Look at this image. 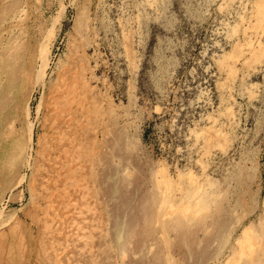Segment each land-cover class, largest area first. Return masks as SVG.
Segmentation results:
<instances>
[{"label":"rangeland","instance_id":"obj_1","mask_svg":"<svg viewBox=\"0 0 264 264\" xmlns=\"http://www.w3.org/2000/svg\"><path fill=\"white\" fill-rule=\"evenodd\" d=\"M0 30V65L4 48L19 58L0 108V264L137 261L108 232L122 218L109 220L115 193L100 182L113 134L154 219L166 209L151 189L160 169L179 209L182 187L211 188L207 224L221 216L228 242L206 264H264V0H0ZM175 239L158 247L165 264L185 255Z\"/></svg>","mask_w":264,"mask_h":264},{"label":"bare ground","instance_id":"obj_2","mask_svg":"<svg viewBox=\"0 0 264 264\" xmlns=\"http://www.w3.org/2000/svg\"><path fill=\"white\" fill-rule=\"evenodd\" d=\"M24 12L26 13L27 11L25 10ZM19 13H21V12H19ZM14 14H15V12H14ZM15 17H17V16H15ZM21 18H23V16H21ZM4 21H6V20H3V22ZM13 22L11 21V24H15ZM17 24H19V23H17ZM0 31H2V30H0ZM0 35H2V34H0ZM0 41H1V39H0ZM44 48H45V46H44ZM14 49H16V48H14ZM2 50L4 51V53H3L4 57L2 56L4 58V62L1 60L2 64L0 65V71L3 73V72H5L4 71L5 69H9L10 72H9V76L7 78V81L9 80V83L7 85L3 84L4 81H2L1 77H0V108L4 104L9 102V100H8L10 98V97H8L9 87H10V91H14V90L16 91V89H15L16 84L14 81L16 80L17 68L15 66V61L19 59V58L15 59V61H12V63L9 62L8 61L9 59L11 60L14 58V56L17 55L14 53L15 50H13V48L11 50H9L10 52L5 51V50H7L5 48ZM16 50H19V49H16ZM46 56L44 54H42L40 57L41 62L43 63L42 66L46 63V60L48 61V59H47L48 57L46 58ZM22 72H23V70H22ZM36 73H38V72H36ZM28 75L29 74H27L26 76H28ZM0 76H1V74H0ZM23 77H25V75ZM20 87H21V85L19 86L18 89H20ZM59 90H61V88ZM18 92H19V90H18ZM16 97L18 98V96H16ZM26 102H28V101H26ZM12 104H14V103H12ZM20 104H22V103L20 102ZM15 109H17V108H15ZM7 114L8 113H6L5 116ZM6 117L8 118V116H6ZM1 118H3V117H1ZM7 120H5V121H7ZM23 124H25V123H23ZM2 125H4V123ZM9 131L7 133H9ZM22 135H24V134H22ZM127 141H128V139H127ZM124 142L125 141L122 139V137L120 135H117V134L116 135L113 134V136H110L109 139H106V141H105V145L107 146V149H106L107 152L105 154L106 163H105V167H104V172L102 173L101 178H100V182L104 183L106 185L107 191H109L112 194L115 193V196H113L111 198L113 200L112 206L114 209H113V211L110 212L109 218L110 217L111 218L109 220L115 221V220H117L118 217H121L120 215H118L119 212L122 215L121 220L119 222L116 221L118 223L115 224V228H112L111 231H108V232H110V236H111V246H114L118 250V252L121 254V257L123 260H126L127 256H131V258H133V259L135 258L138 261L137 262L134 259L136 262L135 263L132 262V264H138V263L139 264H165L166 263L165 254H160V252L157 253V251H159L158 247L160 245H162L161 242L163 243L162 238L166 237L169 233L174 232L175 238H176L175 240L177 243L176 244L172 243L173 244L171 246L172 249L179 247L181 242H184L185 244H187V246L185 248V255L184 254H183V256H179V254L174 255L173 258L177 264H184L185 258L189 259L187 262L189 264H206V262H209V260H208L209 258L206 255L210 251H214V253H212V254H213V256H215L213 258L216 259L219 255V253L223 252V250L225 248V244H226V242H228V240H226V235H228V234H226V231H224V229H223V226L225 227L224 223H220V222H222L221 216L218 217L217 219L215 218V223L207 224V219L209 218L207 211L209 208L211 209V207L213 205V202H212V195L213 194L211 195V191H210L211 188H207V186H205L203 189H198L195 191V193H192L193 192V191L191 192L192 188L191 189L189 188L190 185L186 186V187H182V190L180 191V189H179V191L182 192V199H183L182 202L186 205H184L185 206L184 208L179 209L176 202L172 201L173 194L176 192V189H178V188H176V185L172 182L173 180L169 179L167 172L160 169L158 171L159 172V179L157 181V184H152L153 186L151 185L152 186L151 189H153V191L155 193L157 191L159 193V194L157 193L158 196L163 197V200L166 203V205H165L166 209H164L162 206L161 208L164 210H161L159 212V215L156 214L157 218L155 216V219H154L153 212L148 211L149 209L148 210L146 209L144 202H141L140 200H138L136 198V195L134 192V186H136L137 184H141V181L139 179H136L137 175H138V173H137V170H138L137 166L138 165H136V163L133 162V158L128 153V148L126 146L127 143L125 142L126 143L125 144ZM137 142H139V141H137ZM137 148H139V147H137ZM141 149H142V147H141ZM138 157L140 158V156H138ZM136 159H137V157H136ZM153 169H155V168H153ZM151 172H152V170H151ZM142 174H144V173H142ZM150 174H152V173H150ZM149 181H150V179H149ZM212 184L213 183H211L210 186ZM15 186H16V184H14L12 186V188ZM224 189H226V188L224 187ZM141 191L144 193L145 197L149 193V190L146 189L145 186H142ZM227 191L225 190V192H227ZM149 194H151V193H149ZM214 194H216V192ZM139 198H141V197H139ZM148 199L149 198L147 197L146 200L148 201ZM166 199L167 200L169 199L172 203H168V205H167ZM169 200H168V202H169ZM168 206H169V208H168ZM172 210L175 212L174 217L172 216V213H170V212H173ZM224 210H225V207H224ZM233 212H235V214H236V211H233ZM232 214H234V213H232ZM244 214H245V212H244ZM139 215H143L141 221L139 220V219H141V217L138 218ZM242 216H243V214H242ZM155 220H156V223H158V224L163 223L162 226H160L161 224L159 225V227L162 228V229H160V228L158 229L159 232L156 230L157 228L156 229L154 227L150 228L151 222L153 221V223L155 224ZM169 220H170V222H169ZM153 223H152V226H153ZM262 224H264V223H262ZM218 225L222 227V230L224 232H221L222 231L221 229L218 230V228H220V227L217 228ZM135 234H137L138 236H142V239H140V240L137 239V237L134 236ZM67 235H71V234L68 233ZM67 239L68 238H66V240ZM237 239H239V243L241 240L244 241L245 240V234H242V236L240 238H237ZM84 242H83V244H84ZM93 243H95V241ZM89 244H91V243H89ZM105 245H106V243H105ZM175 245H176V247H175ZM48 246L49 245H46L45 247L49 248ZM86 246H87V244H86ZM130 247H132L131 252H130V250H128V248H130ZM183 247H185V245H183ZM54 248H55V246H54ZM57 248H58V246H57ZM66 249H67V245H66ZM150 249H151V251H148ZM162 250H163V248H162ZM253 251H255V250H253ZM47 253H48V251H47ZM59 253L62 254V252H59ZM243 253H245V252H243ZM237 255L238 254H235L232 257H227L228 259H225L226 260L225 264H234L233 259L236 261L237 259H235V258H237ZM68 256H70V255H68ZM166 258L168 259V257H166ZM249 258L251 259V256ZM250 261H252V260H250ZM253 261H255V260H253ZM95 262H97V260ZM130 264H131V262H130ZM245 264H250V262L245 261Z\"/></svg>","mask_w":264,"mask_h":264}]
</instances>
